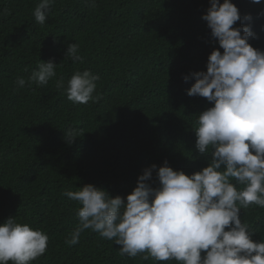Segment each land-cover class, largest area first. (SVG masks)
Masks as SVG:
<instances>
[{
	"label": "trees",
	"instance_id": "obj_1",
	"mask_svg": "<svg viewBox=\"0 0 264 264\" xmlns=\"http://www.w3.org/2000/svg\"><path fill=\"white\" fill-rule=\"evenodd\" d=\"M40 2L0 0V224L16 218L47 234L46 252L30 264H127L115 239L91 229L66 242L81 205L65 193L93 185L126 202L152 165L153 188L165 163L189 176L210 165L212 149H197L195 129L214 102L188 90L211 52L223 53L202 19L211 0H51L43 24L33 14ZM232 3L241 15L234 28L249 15L264 21V0ZM261 38L264 46V31ZM69 44L79 59L67 56ZM49 61L55 76L31 82ZM85 70L99 76L94 99L74 103L68 81ZM255 209L241 207L240 216L262 242L264 211ZM137 263L179 264L151 256Z\"/></svg>",
	"mask_w": 264,
	"mask_h": 264
},
{
	"label": "clouds",
	"instance_id": "obj_2",
	"mask_svg": "<svg viewBox=\"0 0 264 264\" xmlns=\"http://www.w3.org/2000/svg\"><path fill=\"white\" fill-rule=\"evenodd\" d=\"M50 3L41 0L34 9L38 23L45 22ZM202 19L223 49L211 52L206 72L192 74L196 82L188 90L189 96L214 102L198 116L195 129L197 149H212L210 165L189 176L165 163L157 172L159 188L147 183L157 168L152 165L126 202L93 185L67 191L81 205L79 226L68 244L79 243L81 233L91 229L107 242L115 239L127 264L149 256L179 264H264V241L252 239L240 216L241 207L249 205L264 211V21L249 15L234 28L241 15L232 0H211ZM77 52L78 45L69 44L67 56L79 59ZM55 68L52 61L42 62L29 79L46 85ZM98 79L88 70L75 72L68 81V99L88 103ZM25 83L17 80L20 87ZM65 135L74 139L71 131ZM48 239L42 230L7 219L0 224V264H30L46 252Z\"/></svg>",
	"mask_w": 264,
	"mask_h": 264
}]
</instances>
